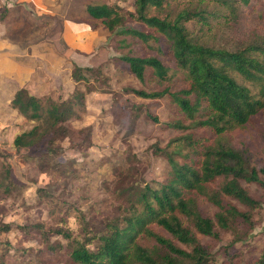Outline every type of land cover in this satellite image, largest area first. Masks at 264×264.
Segmentation results:
<instances>
[{
    "label": "rangeland",
    "instance_id": "1",
    "mask_svg": "<svg viewBox=\"0 0 264 264\" xmlns=\"http://www.w3.org/2000/svg\"><path fill=\"white\" fill-rule=\"evenodd\" d=\"M100 3L133 11L132 0L0 2V13L5 12L3 16L0 14V57L10 55L9 58L20 60L28 75L32 74L31 68H46L48 76L41 77L40 83L46 85L50 97L55 98L57 93L67 97L73 92L84 97L80 117L68 123L72 129L70 138L56 136L39 147L15 149L11 144L14 135L31 124L6 102L13 83L0 80L4 83L0 88L7 89L5 96L0 91V262L3 264H68V246L61 235L54 233L55 229L66 226L73 233L79 231L80 215L91 229L101 228L105 221L124 212L126 204L117 194L121 187L131 182L154 186L168 175L165 153L177 144L182 152L190 150L182 140L173 139L188 133L193 144L198 145L215 138L205 127L167 126L175 120L186 125L188 121L166 95L144 99L132 94L131 89L148 91L162 86L151 81L138 82L113 57L156 55L155 48H164V40L149 41L150 46L146 47L123 33L127 28L141 29L131 19L113 31L107 30L101 21L85 12L87 4ZM186 4L182 0H164L160 10L152 9L150 13L172 17ZM251 4L255 9L264 8V0H252ZM255 9L241 11L239 18L216 30L211 27L214 23L202 30L192 21L185 25L191 31L198 30V35L203 34L208 44L232 49L251 28L257 27ZM63 55L78 67L94 68L95 74L88 73L85 83H74L68 59ZM167 83L179 82L172 78ZM146 111L156 116V123L147 118ZM263 126L235 127L223 133L230 145L246 151L248 168L264 166ZM241 184L259 206L249 209V222L238 221L229 230L216 226L217 236L198 237L214 264L243 263L258 255L264 246V186L244 180ZM197 198L202 212L211 217L214 209L204 198ZM225 201L241 211L247 210L235 200ZM34 224L41 225V230L30 228ZM3 225L8 226L6 230H2ZM153 229L164 233L156 226ZM137 240L141 245L151 243L144 236H138Z\"/></svg>",
    "mask_w": 264,
    "mask_h": 264
},
{
    "label": "trees",
    "instance_id": "2",
    "mask_svg": "<svg viewBox=\"0 0 264 264\" xmlns=\"http://www.w3.org/2000/svg\"><path fill=\"white\" fill-rule=\"evenodd\" d=\"M163 1L132 0L133 11H123L115 4H87L85 12L109 31L129 19L137 22L141 29L127 28L123 33L146 47L149 41L163 38L165 47H156V55L124 54L113 60L121 62L138 82L162 86L148 91L131 89L133 95L144 99L166 95L188 121L186 125L175 120L167 126L205 127L215 138L198 145L188 133L173 139L182 140L190 150L182 152L177 144L165 153L168 175L154 186L131 182L121 187L117 194L126 204L124 212L105 221L101 228L91 229L80 215L79 231L73 233L66 226L55 229L54 233L61 235L68 246V264H214L198 237L217 236L216 226L229 230L238 221L249 222V209L259 206L241 181L264 186V166L248 168L246 151L230 145L223 133L235 127L264 125V8L255 9L252 0H182L187 4L172 17L150 13L152 9L160 10ZM253 8L257 27L232 49L210 45L203 34L196 33L212 23L213 30L223 28L239 18L241 11ZM190 21L197 24L198 30L186 27ZM67 65L74 83H85L88 73L95 74L94 68L78 67L69 59ZM22 69L18 61L6 55L0 57V80L9 75L16 81L6 102L31 124L14 135L12 146L33 148L56 136L70 138L68 123L83 112V94L73 92L63 97L57 93L55 98L50 97L46 85L32 82L35 76L47 78L48 74L28 75ZM172 78L179 83L165 84ZM5 90L2 96L7 94ZM146 116L157 122L156 116L147 111ZM198 196L214 209L211 217L200 209ZM225 199L235 200L247 210L241 211ZM154 226L165 234L155 231ZM7 227L3 225L2 230ZM30 228L41 230V225ZM138 236L151 243L141 245ZM240 264H264V246L258 255Z\"/></svg>",
    "mask_w": 264,
    "mask_h": 264
},
{
    "label": "crops",
    "instance_id": "3",
    "mask_svg": "<svg viewBox=\"0 0 264 264\" xmlns=\"http://www.w3.org/2000/svg\"><path fill=\"white\" fill-rule=\"evenodd\" d=\"M0 2H2V0H0ZM6 56H10V55H6ZM27 60V58H25L23 61H26ZM18 62H19V64H21V68H23L22 70L24 71L25 69H26V67L22 64V63H20V60H17ZM16 61V62H17ZM20 66V65H19ZM31 70H32V74L33 73H37V75L39 74V73H42L43 75H44V73L45 72H48V71H46V68H43V67H35V68H31ZM27 71V70H26ZM36 71V72H35ZM44 72V73H43ZM27 73H28V71H27ZM40 78H41V76H35V78H33L32 79V82L33 83H39L40 82ZM42 78H45V77H43L42 76ZM1 79H6L7 81H11V83H13L12 84V87H14L15 85H16V81L11 77V76H9V75H5V76H3ZM31 79V78H30ZM38 79V82L36 81ZM45 82V81H44ZM15 83V84H14ZM6 85V84H5ZM0 90H2L1 88H0ZM7 90V89H6Z\"/></svg>",
    "mask_w": 264,
    "mask_h": 264
}]
</instances>
